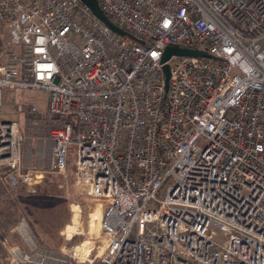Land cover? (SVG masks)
I'll use <instances>...</instances> for the list:
<instances>
[{
	"label": "built area",
	"instance_id": "built-area-1",
	"mask_svg": "<svg viewBox=\"0 0 264 264\" xmlns=\"http://www.w3.org/2000/svg\"><path fill=\"white\" fill-rule=\"evenodd\" d=\"M98 1L143 42L82 0H0V178L67 174L73 144L103 203L99 264H264V0ZM170 45L212 57L172 55L167 85ZM14 89L48 95L29 136ZM30 220L2 237L7 264H70Z\"/></svg>",
	"mask_w": 264,
	"mask_h": 264
},
{
	"label": "rangeland",
	"instance_id": "rangeland-1",
	"mask_svg": "<svg viewBox=\"0 0 264 264\" xmlns=\"http://www.w3.org/2000/svg\"><path fill=\"white\" fill-rule=\"evenodd\" d=\"M47 98L44 90H10L6 97V116L26 125L29 136L32 133L26 124L27 107L36 100L43 106ZM76 158L77 148L72 144L67 174L50 172L33 189L23 185L11 189L0 178V194L11 193L19 199L13 208L15 217L18 220L22 213L29 215L33 229L47 248L66 253L70 264H99L106 242L100 227L103 203L89 194L87 188L75 183ZM3 230H0V264H7L2 237L9 230Z\"/></svg>",
	"mask_w": 264,
	"mask_h": 264
},
{
	"label": "water",
	"instance_id": "water-1",
	"mask_svg": "<svg viewBox=\"0 0 264 264\" xmlns=\"http://www.w3.org/2000/svg\"><path fill=\"white\" fill-rule=\"evenodd\" d=\"M87 6L90 7V9L94 12V14L100 18L101 20H103L113 31H115L116 33L122 35V36H126V37H130L136 41H141L137 36H135L134 34L128 32L127 30H125L123 27H121L119 24H117L116 22H114L102 9L100 3L98 0H82ZM174 54L177 55H192V56H207V57H212V55L206 51L203 50H198V49H191V48H185V47H181L178 45H170L166 48L163 57H162V61L165 62L164 64V68L166 70V74H167V85L169 83V77H170V65L168 63H166V61Z\"/></svg>",
	"mask_w": 264,
	"mask_h": 264
},
{
	"label": "trees",
	"instance_id": "trees-1",
	"mask_svg": "<svg viewBox=\"0 0 264 264\" xmlns=\"http://www.w3.org/2000/svg\"><path fill=\"white\" fill-rule=\"evenodd\" d=\"M2 43L3 36L0 33V46L2 45ZM23 186L33 189L35 185ZM18 201L19 199L13 196L11 193L4 192V195L0 194V230L7 229L16 222L17 217H15L14 215L13 208L18 203Z\"/></svg>",
	"mask_w": 264,
	"mask_h": 264
},
{
	"label": "crops",
	"instance_id": "crops-1",
	"mask_svg": "<svg viewBox=\"0 0 264 264\" xmlns=\"http://www.w3.org/2000/svg\"><path fill=\"white\" fill-rule=\"evenodd\" d=\"M45 105H46V103H45L42 107H45ZM13 225H14V224H13ZM13 225H12V226H13ZM12 226H11V227H12ZM11 227H9V228H7V229H5V230H9ZM5 230H3V231H5ZM0 233H1V232H0ZM16 237H17V236H16ZM17 238L19 239V237H17Z\"/></svg>",
	"mask_w": 264,
	"mask_h": 264
},
{
	"label": "bare ground",
	"instance_id": "bare-ground-1",
	"mask_svg": "<svg viewBox=\"0 0 264 264\" xmlns=\"http://www.w3.org/2000/svg\"><path fill=\"white\" fill-rule=\"evenodd\" d=\"M101 217H102V213H101V216H100V227H101Z\"/></svg>",
	"mask_w": 264,
	"mask_h": 264
}]
</instances>
